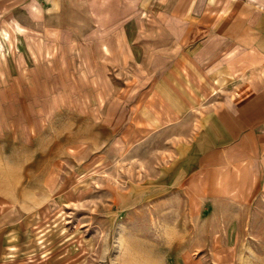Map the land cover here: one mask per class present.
Wrapping results in <instances>:
<instances>
[{"label":"rangeland","instance_id":"1","mask_svg":"<svg viewBox=\"0 0 264 264\" xmlns=\"http://www.w3.org/2000/svg\"><path fill=\"white\" fill-rule=\"evenodd\" d=\"M195 4L0 0V264H264L245 75L198 63Z\"/></svg>","mask_w":264,"mask_h":264},{"label":"crops","instance_id":"2","mask_svg":"<svg viewBox=\"0 0 264 264\" xmlns=\"http://www.w3.org/2000/svg\"><path fill=\"white\" fill-rule=\"evenodd\" d=\"M190 1L196 4L180 16L201 19L187 34V44L200 43L205 53L198 63L213 64L209 73L229 64L233 73L245 75L243 96L229 106L235 127L231 141L247 149L264 147V0ZM225 49L230 57L222 59Z\"/></svg>","mask_w":264,"mask_h":264}]
</instances>
